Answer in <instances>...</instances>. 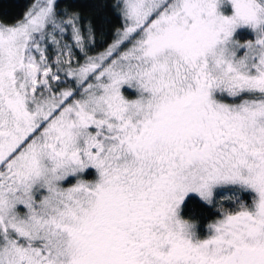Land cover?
<instances>
[{"label": "rangeland", "instance_id": "374dc122", "mask_svg": "<svg viewBox=\"0 0 264 264\" xmlns=\"http://www.w3.org/2000/svg\"><path fill=\"white\" fill-rule=\"evenodd\" d=\"M124 1L76 93L34 44L55 0L0 22V264H264L263 0ZM242 189L206 236L181 213Z\"/></svg>", "mask_w": 264, "mask_h": 264}, {"label": "trees", "instance_id": "16d2710c", "mask_svg": "<svg viewBox=\"0 0 264 264\" xmlns=\"http://www.w3.org/2000/svg\"><path fill=\"white\" fill-rule=\"evenodd\" d=\"M35 2L36 0H0V22L6 25L17 23ZM130 20L124 0H55L52 17L44 32L38 33L34 39V44L39 42L44 46L46 59L49 57L59 73H64L59 80L52 82L51 89L47 91L60 93L64 88H73L76 93V83L68 77L69 70L82 62L87 54L92 56L120 40L122 30ZM262 33L264 34V25ZM255 34L252 27L243 26L236 31L235 37L240 41H251ZM75 36L84 44L85 50L77 45ZM252 196V191L242 189L237 196H232L225 202L224 199H218V196L212 200H204L190 194L183 200L181 213L191 222L196 235L206 236L209 223L227 211L230 203H235L232 209L234 211L246 206ZM239 199H243L244 204Z\"/></svg>", "mask_w": 264, "mask_h": 264}]
</instances>
